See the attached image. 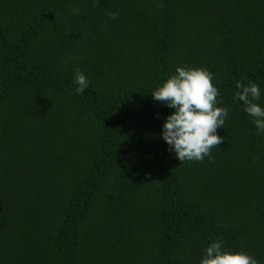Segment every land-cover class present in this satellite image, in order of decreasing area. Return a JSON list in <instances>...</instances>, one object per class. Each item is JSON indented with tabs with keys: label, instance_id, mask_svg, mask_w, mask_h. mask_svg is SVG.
<instances>
[{
	"label": "trees",
	"instance_id": "1",
	"mask_svg": "<svg viewBox=\"0 0 264 264\" xmlns=\"http://www.w3.org/2000/svg\"><path fill=\"white\" fill-rule=\"evenodd\" d=\"M178 65L228 108L210 158L159 135L150 94ZM237 81L264 107V0H0V264H198L217 237L264 264V133Z\"/></svg>",
	"mask_w": 264,
	"mask_h": 264
},
{
	"label": "clouds",
	"instance_id": "2",
	"mask_svg": "<svg viewBox=\"0 0 264 264\" xmlns=\"http://www.w3.org/2000/svg\"><path fill=\"white\" fill-rule=\"evenodd\" d=\"M107 15L115 17L116 13ZM213 74L203 67L175 66L174 71L162 80L151 92L152 99L161 101L171 109L163 117L159 133L167 151L176 159L184 161L203 160L209 157L210 149L224 138L217 135L228 114L227 107L218 106V89L212 83ZM72 91L79 95L88 87L86 75L77 67L74 69ZM234 99L242 103L243 111L252 117L258 134L264 133V107L258 101L261 89L255 82H236ZM210 158V157H209ZM198 264H258L245 251L228 249L217 237L208 243Z\"/></svg>",
	"mask_w": 264,
	"mask_h": 264
}]
</instances>
